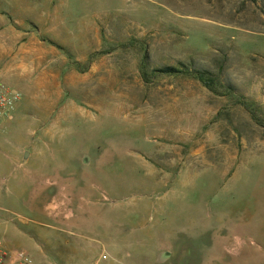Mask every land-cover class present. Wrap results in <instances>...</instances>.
I'll return each instance as SVG.
<instances>
[{"label":"rangeland","instance_id":"rangeland-1","mask_svg":"<svg viewBox=\"0 0 264 264\" xmlns=\"http://www.w3.org/2000/svg\"><path fill=\"white\" fill-rule=\"evenodd\" d=\"M4 41L8 250L264 264V0H0ZM163 67L208 71L261 112Z\"/></svg>","mask_w":264,"mask_h":264},{"label":"trees","instance_id":"trees-1","mask_svg":"<svg viewBox=\"0 0 264 264\" xmlns=\"http://www.w3.org/2000/svg\"><path fill=\"white\" fill-rule=\"evenodd\" d=\"M155 74L160 76H179V75H187L194 80L198 81L204 88L209 90L210 92H219V89H222L224 93L232 99H235L236 103L245 108L253 119L257 117V114L261 112L259 106L249 101L248 99L239 96L235 93V89L230 85L222 84L219 78L215 75L210 74L208 71L204 70H193V71H183L173 67H163L153 71ZM141 76L143 78H147L148 72L146 70L145 65L141 68Z\"/></svg>","mask_w":264,"mask_h":264},{"label":"built area","instance_id":"built-area-1","mask_svg":"<svg viewBox=\"0 0 264 264\" xmlns=\"http://www.w3.org/2000/svg\"><path fill=\"white\" fill-rule=\"evenodd\" d=\"M20 94L17 90L0 85V134L3 131V123L11 118L16 102ZM109 255L102 252L99 258L93 264H101L107 261ZM0 264H35L32 257L23 252H11L7 250L0 241Z\"/></svg>","mask_w":264,"mask_h":264},{"label":"crops","instance_id":"crops-1","mask_svg":"<svg viewBox=\"0 0 264 264\" xmlns=\"http://www.w3.org/2000/svg\"><path fill=\"white\" fill-rule=\"evenodd\" d=\"M7 49H8V43L7 42L4 41L3 43H0V51L1 52L6 51ZM17 235L23 237L22 235H20V233ZM4 246H5V244H4ZM6 246H5V248L7 249ZM24 249L28 250V252L31 254L30 255L28 253L32 257V259L34 260L35 264H53L50 262L48 257L45 256V254H43L40 250H37V248L35 249L34 246L27 244L26 246H24ZM9 251L18 252L17 250H9Z\"/></svg>","mask_w":264,"mask_h":264},{"label":"water","instance_id":"water-1","mask_svg":"<svg viewBox=\"0 0 264 264\" xmlns=\"http://www.w3.org/2000/svg\"><path fill=\"white\" fill-rule=\"evenodd\" d=\"M26 156H27V154H26Z\"/></svg>","mask_w":264,"mask_h":264}]
</instances>
